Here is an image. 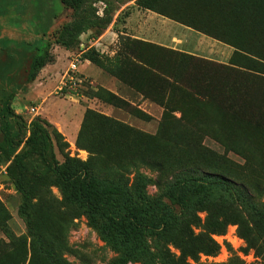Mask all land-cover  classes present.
<instances>
[{
    "label": "rangeland",
    "instance_id": "rangeland-1",
    "mask_svg": "<svg viewBox=\"0 0 264 264\" xmlns=\"http://www.w3.org/2000/svg\"><path fill=\"white\" fill-rule=\"evenodd\" d=\"M175 1L178 16L193 26L225 31L246 28L249 24L241 19L230 22L221 11L228 0ZM231 1L241 10L249 5L259 15V20L264 16V0ZM46 2L57 9L58 22L67 18L58 0H43L44 4ZM95 2L90 0L89 9L81 14L92 24L78 27L71 47L54 45L51 53L56 57L55 63L47 65L30 81L33 57L45 44L36 34L42 32L44 26L39 17L42 14L38 8L40 1L0 0V252L4 244L13 246L14 239L22 237L24 248L16 243L14 252L19 255L24 251L28 260L31 257V239L25 217L20 213L23 196L15 184L14 170L10 169L13 158H7L10 148H4L3 144L1 117L8 106L16 115L15 119L11 117L13 133L21 132L23 137H29L30 124L35 120L48 123L51 133L56 128L67 141L68 137L77 139L80 128L86 124V144L90 152L101 156L104 165L112 161L126 163L140 155L157 163L158 168L139 170L145 177L150 196H162L170 187L181 185L188 177L201 172L226 177L230 191H217L211 197L215 203L213 217L217 219V211L227 208L231 221L224 235L213 236L221 247L220 254L217 257L201 255L197 263L191 261V264H264V223L261 220L264 216V75L234 68L247 78H230L226 71L217 72L211 66L230 67V59L224 62V56H219L222 60L218 61L150 42L137 43L121 34L125 12L112 27L117 35L103 37L112 26L113 13H103L102 18H110L111 25L102 33L101 26L96 28L93 24L95 15L101 17L95 11L98 9ZM165 3L174 8V2L170 4V0H166ZM262 32L264 24H257L253 47L257 54L264 56ZM87 53L98 54V61L83 60ZM77 55H81L82 60L79 65L83 76L79 89L82 96L67 98L57 88L70 61ZM141 61L153 63L163 75L154 72L152 78L143 68L138 70ZM232 62L264 69V62L245 54H235ZM47 67L51 69L44 71ZM166 73L177 74L178 79L172 81ZM111 95L130 105L131 111L116 106ZM33 108L36 112H32ZM78 123L76 135L74 127ZM68 143L69 147L63 151L57 145L54 147L59 163L64 162L67 154L83 161L92 156L88 150L79 148L76 140ZM23 147L24 144L18 152ZM30 166L36 176L45 175L49 184L53 183L54 177L39 160L32 161ZM51 189L61 203L58 209L40 206L31 213L35 221L51 231L55 229V213L61 216L65 212L75 218L69 242L79 256L66 255L70 264H142L123 261L121 253L104 241L100 230L84 211L70 206L57 187L53 185ZM163 199L169 203L165 195ZM199 216L205 219L207 213L199 212ZM155 247L159 249L160 244ZM170 249L178 254L171 246Z\"/></svg>",
    "mask_w": 264,
    "mask_h": 264
},
{
    "label": "trees",
    "instance_id": "trees-1",
    "mask_svg": "<svg viewBox=\"0 0 264 264\" xmlns=\"http://www.w3.org/2000/svg\"><path fill=\"white\" fill-rule=\"evenodd\" d=\"M39 1V13L42 12L39 17L44 26L42 32L36 34L42 37L45 44L33 57L29 72L30 81H34L47 65L55 63L56 57L51 53L54 45L71 47L72 36L78 27L92 24L86 16H81L89 9L88 0H58L61 9L67 13V18L63 22H58L59 13L55 7H51L47 2L44 4L43 0ZM165 1L136 0V5L140 9L155 12L231 46L234 52L230 57V67L211 65L216 68L215 71H226L228 77L237 76V79L247 77L243 73L235 72L234 68L264 75V69H252L232 62L234 55L239 53L264 62V56L257 54L256 47H253L254 28L257 24H264V16L259 20V15L255 14L249 5L241 10L228 0L222 5L221 11L232 24L241 19L242 22H248V26L240 29L229 28L225 31L215 27L206 29L185 23L176 11L177 1L170 0V4L174 2V8ZM106 12L108 14L110 11ZM110 22L111 19L107 16L102 18L95 15L93 24L96 28L101 26L103 33ZM261 34L264 39V32ZM133 40L137 43L144 42ZM86 56L83 60L98 61V54L87 53ZM191 60L196 63L194 59ZM140 68L152 78L155 76L154 72L161 73L159 68L149 61H141L139 67L137 66L138 70ZM165 76L172 81L178 79L174 73H166ZM251 78L254 79V76ZM145 94L147 95V91ZM111 96L116 106L131 111L130 105L114 95ZM206 97L205 95L204 98ZM11 117L15 119L16 115L7 106L6 113L1 117L3 144L4 148H10L7 158H13L10 169L14 170L12 173L15 184L23 196L20 213L25 217L28 236L31 239V257L28 260L24 251L19 255L15 254L16 243L24 248V239L19 237L14 239L13 246L9 244L2 246L0 264H70L65 256L78 255L69 242V232L76 224L75 218L69 217L65 212L61 216L55 213L53 221L56 226L54 225L55 229L51 231L35 221L31 213L33 208L40 206L58 209L61 203L52 192L53 185L69 201L70 206L84 211L88 220L100 230L104 241L113 250L121 253L123 261L142 264H191V261L197 263L201 255L217 257L220 254L221 247L213 236L224 235L231 221L227 208L217 211L219 216L217 219L213 217L215 203L211 197L217 191L226 193L230 191L231 185L226 177L212 172H201L188 177L181 185L170 187L164 193L169 201L167 203L163 199L164 195L150 196L147 193L145 177L139 174V170L160 167L147 157L140 155L126 163L112 161L104 165L101 156L90 152L91 149L86 144L87 125L84 124L78 133L76 145L88 150L92 156L89 160L83 161L67 154L64 162L59 163L54 147L57 145L60 151L69 147L61 132L53 128L51 133L48 130L50 127L48 123L35 120L30 124L29 130L26 128L29 132V137L26 138L21 132L13 133ZM16 138L19 139L15 143ZM23 144V149L18 152ZM37 160L43 163L54 177L51 185L47 176H36L31 170L30 163ZM34 177L36 179L32 180ZM157 185L160 188V183ZM199 212H206L207 217L202 219ZM220 217L222 219H219ZM261 220L264 223V216ZM244 238L249 240L247 235H244ZM155 244H160L159 249H156ZM170 246L178 254H173Z\"/></svg>",
    "mask_w": 264,
    "mask_h": 264
},
{
    "label": "crops",
    "instance_id": "crops-1",
    "mask_svg": "<svg viewBox=\"0 0 264 264\" xmlns=\"http://www.w3.org/2000/svg\"><path fill=\"white\" fill-rule=\"evenodd\" d=\"M89 1L90 0H88V3ZM95 5L98 6V9H95V11L99 13L101 17L106 11H112L113 13L112 26L107 29L111 25L110 24L106 28L107 31L103 34V37L113 38L117 35V32L112 27L115 26L116 23L118 24L117 18L120 14L125 12L127 15L124 18L123 31L121 34L130 36L133 39L170 47L203 58L219 59L218 61L222 60L219 56H224L226 58L224 62L230 59L234 52L231 46L223 42L155 12L140 9L136 5V0H96ZM96 16L98 17V15ZM48 69L50 70L51 68L47 67L44 71ZM80 75L82 76L81 72ZM78 126L79 123L74 127L76 135L79 130ZM64 132H66V129ZM75 140L76 136L73 137L72 140L68 137L70 144H73Z\"/></svg>",
    "mask_w": 264,
    "mask_h": 264
},
{
    "label": "built area",
    "instance_id": "built-area-1",
    "mask_svg": "<svg viewBox=\"0 0 264 264\" xmlns=\"http://www.w3.org/2000/svg\"><path fill=\"white\" fill-rule=\"evenodd\" d=\"M80 58L81 55H77L70 61L69 66L63 75L61 85L57 88L60 94L67 98L78 99L82 96L79 93V89H81L83 85V77L79 72V65L82 64ZM32 112H36V109L33 108Z\"/></svg>",
    "mask_w": 264,
    "mask_h": 264
}]
</instances>
